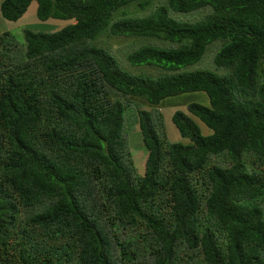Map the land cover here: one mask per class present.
Here are the masks:
<instances>
[{
    "label": "trees",
    "instance_id": "trees-1",
    "mask_svg": "<svg viewBox=\"0 0 264 264\" xmlns=\"http://www.w3.org/2000/svg\"><path fill=\"white\" fill-rule=\"evenodd\" d=\"M152 1L0 0L67 22L0 33V264H264V0Z\"/></svg>",
    "mask_w": 264,
    "mask_h": 264
},
{
    "label": "rangeland",
    "instance_id": "rangeland-1",
    "mask_svg": "<svg viewBox=\"0 0 264 264\" xmlns=\"http://www.w3.org/2000/svg\"><path fill=\"white\" fill-rule=\"evenodd\" d=\"M159 0H153V4H157ZM36 4L33 2L27 9L26 13L23 15V17L16 21V22H9L4 20L0 16V33L5 31L12 32L15 36H17L19 39L23 40V30L24 29H30L33 32H54L56 30H59L63 28V26L66 24V22H60V21H47V22H40L36 18L35 14ZM184 17H187V19L190 16L180 15L179 18L183 19ZM69 24V23H68ZM107 43L109 47L111 48L112 52L109 51V53L116 59L118 65L124 70L127 71L130 74L134 75H144V76H150L152 78H155L159 75V72L152 67H143V66H132L130 65L126 60L124 55L127 52H131L134 49H137L141 45H143V40L141 39H127V38H111L107 40ZM209 54V53H208ZM208 56V57H207ZM204 58L196 63L195 65L191 66L190 70H206V71H214V67L211 66V55H204ZM135 100V99H133ZM137 103L140 101L135 100ZM189 103H198L202 105L208 104V98L207 96L202 92H193V93H186L182 94L177 97L173 98H167L163 103H161V107H165L166 110L173 111V107H168L169 104H176L181 109H184L185 106ZM141 108L148 110L146 105L141 106ZM163 113V109H161ZM197 124L199 125L200 131L204 133L205 130H208L203 123L196 120ZM166 133L168 137L170 138V141H172L170 133L168 128H166ZM137 128H131L128 130V144L130 147V150L133 152V155L138 154H144L145 152L141 151L142 142L140 138V133L137 132ZM173 135V134H172ZM173 138V137H172ZM184 143V141H182ZM141 145V147H140ZM143 158V157H139ZM139 166L142 168L143 163H141L140 160L137 161Z\"/></svg>",
    "mask_w": 264,
    "mask_h": 264
},
{
    "label": "crops",
    "instance_id": "crops-1",
    "mask_svg": "<svg viewBox=\"0 0 264 264\" xmlns=\"http://www.w3.org/2000/svg\"><path fill=\"white\" fill-rule=\"evenodd\" d=\"M163 109V115H164V122H165V127L168 128L169 130V133H170V136H171V139H172V142H179L181 141V139L179 138V135H178V132L176 131V129L174 128V126H172V123H171V116L174 112V109L173 111H169V110H166L165 107H162ZM138 130V129H137ZM139 133V130L137 131ZM173 134V135H172ZM207 134V133H206ZM209 134V133H208ZM173 137V138H172ZM170 139V138H169ZM141 147V145H140ZM143 150V147H141V151ZM139 155H143V154H139ZM138 155V156H139Z\"/></svg>",
    "mask_w": 264,
    "mask_h": 264
},
{
    "label": "clouds",
    "instance_id": "clouds-1",
    "mask_svg": "<svg viewBox=\"0 0 264 264\" xmlns=\"http://www.w3.org/2000/svg\"><path fill=\"white\" fill-rule=\"evenodd\" d=\"M32 3H33V2H32ZM34 3H35V2H34ZM68 23H73V22H68ZM66 24H67V22H66ZM66 24H65V25H66ZM65 25H64V26H65ZM161 109H162V107H161V105H160V106H159V111H160ZM160 112L162 113V111H160ZM162 114H163V113H162ZM172 126H173V125H172ZM208 133L210 134V133H211V131L209 130V132H208ZM171 142H172V141H171Z\"/></svg>",
    "mask_w": 264,
    "mask_h": 264
}]
</instances>
